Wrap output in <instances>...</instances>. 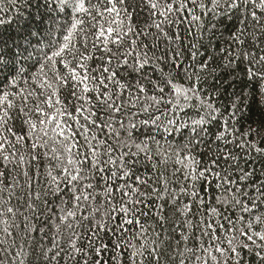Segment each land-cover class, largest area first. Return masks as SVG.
<instances>
[{"label": "snow or ice", "instance_id": "1", "mask_svg": "<svg viewBox=\"0 0 264 264\" xmlns=\"http://www.w3.org/2000/svg\"><path fill=\"white\" fill-rule=\"evenodd\" d=\"M0 264H264V0H0Z\"/></svg>", "mask_w": 264, "mask_h": 264}, {"label": "trees", "instance_id": "2", "mask_svg": "<svg viewBox=\"0 0 264 264\" xmlns=\"http://www.w3.org/2000/svg\"><path fill=\"white\" fill-rule=\"evenodd\" d=\"M230 77L226 74V73H222L221 77H220V81L218 82L221 91H225L226 90V94L225 96L221 97V99L225 100V102H227L228 99V94L232 93L234 90L236 92H239V87L238 86H233V87H228V83H229ZM248 116H250L252 118V120H257L260 119V112L256 109H253V111L247 113ZM251 122V121H249Z\"/></svg>", "mask_w": 264, "mask_h": 264}]
</instances>
